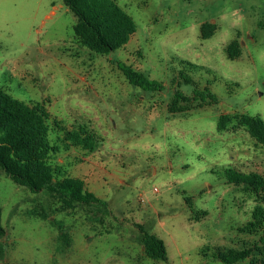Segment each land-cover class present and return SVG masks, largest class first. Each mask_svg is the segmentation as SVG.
I'll return each instance as SVG.
<instances>
[{
    "label": "rangeland",
    "instance_id": "1",
    "mask_svg": "<svg viewBox=\"0 0 264 264\" xmlns=\"http://www.w3.org/2000/svg\"><path fill=\"white\" fill-rule=\"evenodd\" d=\"M113 1L136 30L98 55L76 42L75 17L61 0H0V89L45 104L51 145H61L54 119L95 135L94 152L62 147L49 163L106 203L67 208L0 170V264H222L214 247L257 239L238 229L264 193L257 199L229 184L226 171L264 180V148L236 119L222 131L217 124L221 115L264 122V0ZM205 23L215 31L204 40ZM232 41L241 50L235 60L225 53ZM117 63L164 89L130 85ZM181 70L217 104L169 114L176 89L191 94V85L175 83ZM139 227L163 241L166 262L145 256Z\"/></svg>",
    "mask_w": 264,
    "mask_h": 264
},
{
    "label": "trees",
    "instance_id": "2",
    "mask_svg": "<svg viewBox=\"0 0 264 264\" xmlns=\"http://www.w3.org/2000/svg\"><path fill=\"white\" fill-rule=\"evenodd\" d=\"M63 5L75 17L73 34L76 42L98 55H108L125 46L135 33L133 19L113 0H61ZM215 27L205 23L200 27L201 39L213 36ZM229 60L240 57L241 50L237 41H232L225 48ZM182 66L190 70L198 67L181 61ZM118 70L126 81L145 92H160L164 89L161 82L152 80L134 70L131 66L117 63ZM178 88L181 84L191 85V94L185 95L179 89L173 93L168 106L169 114L188 112L217 104V97L208 86H200L181 70L175 80ZM232 119L242 126L258 144L264 148V122L258 117L221 115L217 130L227 129ZM50 114L44 103L27 104L13 98L0 89V170L16 185L26 187L32 193L46 192L57 198L65 207L75 204L105 205L93 193L86 189L83 180L64 176L60 167L49 163L51 155L71 147L86 152H94L97 141L95 135L84 128L69 130L55 119L52 121L59 131L61 145H51L48 136ZM229 184L242 185L244 190L257 199L263 197L264 180L256 173H239L227 170ZM264 199V198H263ZM188 202L189 199H186ZM206 216V212H200ZM141 230V243L147 258L166 262V248L162 240L155 235ZM240 234L257 237L241 249L214 247L212 258L222 264H264V205L260 202L251 213V218L238 229Z\"/></svg>",
    "mask_w": 264,
    "mask_h": 264
}]
</instances>
